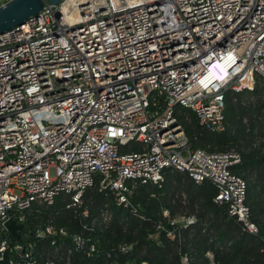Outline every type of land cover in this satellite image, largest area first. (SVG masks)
I'll return each mask as SVG.
<instances>
[{
	"label": "built area",
	"instance_id": "obj_1",
	"mask_svg": "<svg viewBox=\"0 0 264 264\" xmlns=\"http://www.w3.org/2000/svg\"><path fill=\"white\" fill-rule=\"evenodd\" d=\"M216 64L228 76L205 88L201 79L221 74ZM256 84L264 89V0L45 1L38 15L0 33V261L76 264L73 253L91 256L95 244L51 220L35 233L46 248L11 241L4 224L23 223L61 195L79 208L92 186L136 213V186L162 181L166 169L209 181L213 202L257 234L247 182L232 170L239 153L194 147L180 119L192 112L200 127L222 132L225 91ZM162 216L156 229L178 242L179 230L197 221L167 209ZM111 217L104 208L93 223ZM179 255L191 264L188 252Z\"/></svg>",
	"mask_w": 264,
	"mask_h": 264
},
{
	"label": "trees",
	"instance_id": "obj_2",
	"mask_svg": "<svg viewBox=\"0 0 264 264\" xmlns=\"http://www.w3.org/2000/svg\"><path fill=\"white\" fill-rule=\"evenodd\" d=\"M263 92L260 84L253 90L225 91L226 126L222 132L200 127L192 112L189 121L180 116L194 147L239 153L240 162L232 170L247 182L246 202L251 220L259 227L257 234L244 231L227 215L225 205L213 202L216 188L209 181L195 184L184 173L166 169L162 181L136 186L132 197L136 213L117 206L110 194L92 186L85 190L79 208L67 207V200L61 195L53 205L26 213L21 240L35 241L39 248H46V241L36 238L35 233L51 220L95 244L96 251L91 256L83 252L72 254L76 264H111L114 259L121 264H181L179 252H188L191 264H264ZM245 95L248 98L243 101ZM180 194H184V199ZM104 208L112 212L110 221L93 223ZM163 209L169 210L172 217H196L194 224L179 230L180 242L156 229L157 221L166 223ZM83 210H87L86 216L82 215ZM7 237L17 241L9 233ZM121 244L129 247L127 252H120ZM207 251L212 253V259L206 256Z\"/></svg>",
	"mask_w": 264,
	"mask_h": 264
},
{
	"label": "water",
	"instance_id": "obj_3",
	"mask_svg": "<svg viewBox=\"0 0 264 264\" xmlns=\"http://www.w3.org/2000/svg\"><path fill=\"white\" fill-rule=\"evenodd\" d=\"M45 1L57 5L60 0H8L0 5V33L22 24L32 16L38 15ZM4 226L9 234L17 241H21L20 231L25 229L23 223L8 220Z\"/></svg>",
	"mask_w": 264,
	"mask_h": 264
},
{
	"label": "snow or ice",
	"instance_id": "obj_4",
	"mask_svg": "<svg viewBox=\"0 0 264 264\" xmlns=\"http://www.w3.org/2000/svg\"><path fill=\"white\" fill-rule=\"evenodd\" d=\"M233 60H234V58L232 56H228L227 61H225V64L227 65L228 61H233ZM213 67L219 69L221 74L217 75L215 72H212V73H210L209 76H206L203 79H201L199 81V83L202 86H204L205 88H207L209 86V84H212L213 78L215 80L223 81L228 76V72H227L226 67L224 65L216 64Z\"/></svg>",
	"mask_w": 264,
	"mask_h": 264
},
{
	"label": "rangeland",
	"instance_id": "obj_5",
	"mask_svg": "<svg viewBox=\"0 0 264 264\" xmlns=\"http://www.w3.org/2000/svg\"><path fill=\"white\" fill-rule=\"evenodd\" d=\"M2 2V0H0V3ZM262 100H263V104H264V92L262 93ZM246 98H248L246 95L242 98V100L244 101ZM263 113H264V108H263ZM263 117H264V115H263ZM188 121L190 120V117H187L186 118ZM180 196H181V198H183L184 199V194H180Z\"/></svg>",
	"mask_w": 264,
	"mask_h": 264
}]
</instances>
